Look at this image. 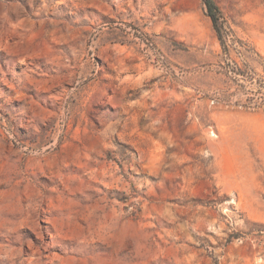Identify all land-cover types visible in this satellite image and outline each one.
<instances>
[{
  "label": "rangeland",
  "instance_id": "1",
  "mask_svg": "<svg viewBox=\"0 0 264 264\" xmlns=\"http://www.w3.org/2000/svg\"><path fill=\"white\" fill-rule=\"evenodd\" d=\"M214 2L0 0V264H264V0Z\"/></svg>",
  "mask_w": 264,
  "mask_h": 264
},
{
  "label": "trees",
  "instance_id": "2",
  "mask_svg": "<svg viewBox=\"0 0 264 264\" xmlns=\"http://www.w3.org/2000/svg\"><path fill=\"white\" fill-rule=\"evenodd\" d=\"M203 1H204L205 5L207 6L208 16L212 20L213 26L219 35V28L217 26L218 20H219L218 19L219 8L217 7L214 0H203ZM219 39L222 40L220 35H219ZM222 46L225 48V45H222Z\"/></svg>",
  "mask_w": 264,
  "mask_h": 264
}]
</instances>
